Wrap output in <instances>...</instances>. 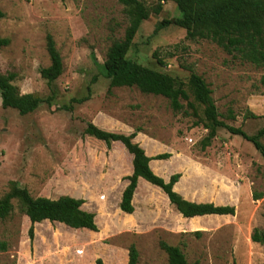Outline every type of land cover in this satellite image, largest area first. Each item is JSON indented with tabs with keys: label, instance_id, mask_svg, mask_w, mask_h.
<instances>
[{
	"label": "rangeland",
	"instance_id": "rangeland-1",
	"mask_svg": "<svg viewBox=\"0 0 264 264\" xmlns=\"http://www.w3.org/2000/svg\"><path fill=\"white\" fill-rule=\"evenodd\" d=\"M142 2L149 8L161 3L163 9L141 24L127 58L185 83L192 69L212 90L220 119L257 134L264 127V70L210 41L188 40L174 2ZM0 9V39L10 40L0 50V73L16 74L21 95L39 102L33 113L22 115L3 108L0 93V199L13 184L34 198L69 195L85 201L83 209L96 215L98 226L93 232L44 221L35 224L31 241V222L15 200L12 215L0 220V264H96L98 259L128 264L131 245L138 249V264H169L161 242L181 248L188 264H264V245L251 240L255 229L264 232V158L253 144L219 128L203 148L209 133L204 106L198 105L196 117L187 108L175 112L165 97L136 87L109 89L104 64L129 26L124 5L117 0H0ZM48 34L64 64L52 84L40 74L51 64ZM91 122L112 132L140 130L157 138L171 154L161 164L164 179L180 174V195L234 206L235 216L191 221L160 188L145 186L136 212L124 214L118 196L132 158L121 143L109 149L85 135Z\"/></svg>",
	"mask_w": 264,
	"mask_h": 264
},
{
	"label": "trees",
	"instance_id": "trees-1",
	"mask_svg": "<svg viewBox=\"0 0 264 264\" xmlns=\"http://www.w3.org/2000/svg\"><path fill=\"white\" fill-rule=\"evenodd\" d=\"M126 7L129 18L124 37L115 41L109 48L104 64L106 78L110 81L109 89L136 87L143 94L163 96L170 101V106L175 112L185 108L192 111L193 115L200 117L199 106H204L203 121L208 136L204 140L203 148L210 146L217 136V129L224 128L232 135L240 136L252 143L255 149L264 158V127L255 135H248L241 127H235L220 119V113L212 97L210 89L204 78L192 69L187 83L167 73L156 71L127 58L134 44V39L141 24L148 20L152 14L159 15L163 6L161 3L156 8H149L142 0H117ZM174 2L181 15V25L186 30L188 40H207L215 43L233 58L242 63L250 64L264 70V0H160ZM4 14L0 9V17ZM166 25V22H164ZM163 26V24H162ZM47 51L50 57V66L41 69V76L52 84L64 72L63 58L56 47V42L51 34L46 37ZM10 44L8 38L0 39V50ZM156 57V54H155ZM158 64L165 66L158 60ZM16 74L0 73V93L2 106L5 109H14L22 115L33 113L39 106L38 99L23 97L19 88L14 84ZM264 87V75L260 79ZM194 98V101L191 99ZM183 101L187 102L185 106ZM188 114V112H186ZM251 117H255L249 114ZM234 119V116H230ZM140 130L132 134L117 133L104 130L94 123H88L85 135L104 142L111 149L113 143H121L129 154L133 156V173L125 177L128 185L122 194L119 208L123 213L133 214V198L140 178L146 180L152 187L160 188L168 197L170 204L187 219L191 221L201 217L218 215L235 216L236 208L230 205H215L213 203H195L185 199L174 190L179 183L181 175L174 174L169 181L158 176L150 167L152 160H167L171 154L164 153L148 157L145 150L135 142V137ZM259 195H254V200H259ZM18 201L19 208L30 222L29 236L31 241L35 238V224L42 222L60 223L71 229H86L98 232L96 215L85 211L82 199L69 195L57 199L47 197L34 198L26 188L13 184L9 193L0 199V220L9 218L15 210L13 201ZM180 215V216H181ZM200 235V232H196ZM251 240L264 245V232L254 230ZM161 248L167 253L169 264H188L186 255L181 248L161 242ZM139 252L135 245L129 248L128 264H138ZM96 264H105L98 259Z\"/></svg>",
	"mask_w": 264,
	"mask_h": 264
},
{
	"label": "crops",
	"instance_id": "crops-1",
	"mask_svg": "<svg viewBox=\"0 0 264 264\" xmlns=\"http://www.w3.org/2000/svg\"><path fill=\"white\" fill-rule=\"evenodd\" d=\"M95 125H97L98 127H100V128H102V129H104V130H107V131H111L109 128H107V127H101L99 124H96L95 123ZM112 132V131H111ZM120 133H124V134H127V135H129V134H132V133H134V132H128V131H123V132H120ZM135 142L136 143H139L140 145H141V147L145 150V152H146V154H147V156L148 157H154V156H156V155H159V154H164L166 151H167V148H166V146L162 143V142H160L157 138H154V137H149V136H146V135H144V134H142V133H137V135H136V137H135ZM114 144V143H113ZM123 147V149L125 150V151H127L126 149H125V147L124 146H122ZM130 156H131V158H132V160H129V174H128V176L129 175H132V173H133V164H132V161H133V156L130 154ZM129 157V156H128ZM164 162V160H152L151 162H150V167H151V169L154 171V173L155 174H157L158 176H160V177H163V178H165L164 177V174H165V170L164 169H162V167H161V164ZM128 181H125V185H124V187H123V189H122V192H121V194L118 196V205L121 203V200H122V194H123V192H124V190H125V188L127 187V185H128ZM178 184V183H177ZM177 184L175 185V187H174V190L176 191V192H178V190H176V186H177ZM152 184H150L149 182H147L146 180H144V179H142V178H140L139 179V181H138V185H137V189H136V191H135V194H134V198H133V206H134V208H135V211H134V213L136 212V200H137V195H139L140 194V187L141 186H145L146 188H152V186H151ZM156 187V186H155ZM154 188V187H153ZM156 188H158V187H156ZM179 193V192H178ZM168 198V197H167ZM186 199V198H185ZM188 200V199H187ZM189 201H191V202H194L193 200H189ZM195 203H209V202H195ZM133 213V214H134ZM124 214H126V213H124ZM133 214H126V215H133ZM181 215V214H180ZM182 216V215H181ZM225 216H227V215H225Z\"/></svg>",
	"mask_w": 264,
	"mask_h": 264
}]
</instances>
